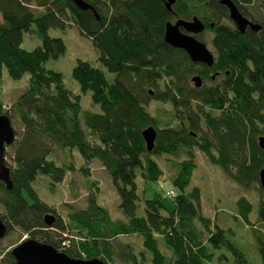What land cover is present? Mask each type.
Returning a JSON list of instances; mask_svg holds the SVG:
<instances>
[{
	"label": "trees",
	"instance_id": "16d2710c",
	"mask_svg": "<svg viewBox=\"0 0 264 264\" xmlns=\"http://www.w3.org/2000/svg\"><path fill=\"white\" fill-rule=\"evenodd\" d=\"M85 1L98 17L72 0H0V82L3 67L15 80L30 74L29 87L10 109L4 111L0 102V112L17 117L23 127L15 145V167L10 166L13 188L0 181V218L7 224V234L18 227L71 257H102L106 264L114 255L111 240L122 235L143 238L140 257L128 254L134 264H145L147 255L153 264H208L213 256L210 246L228 248L230 264H253L226 238V230L203 215L200 188L188 189L196 168L195 147L242 187L260 184L264 23L243 5L254 0H233L246 17L263 25L259 32L244 33L222 24L229 19V10L219 0H176L172 11L162 0ZM194 15L212 34L216 51L212 67L193 63L184 50L165 42L168 21ZM33 25L41 45L27 50L23 36ZM68 25L77 26L92 40L99 50L97 60L115 74L113 83L103 69L78 59L72 75L81 93H75L65 86L62 73L46 67L48 60L66 51L64 40L51 36L49 30ZM196 74L203 79L200 88L191 82ZM89 92L98 111L82 108V95ZM149 100L171 108L164 109L165 116H152L147 111ZM151 125L157 138L149 152L142 131ZM53 145L78 150L86 174H90L89 162L102 164L120 197L123 217L112 219L98 197L90 194L87 207L70 213L68 222L57 216L52 225L45 223L44 217L56 211L39 197L33 183L39 174L60 183L68 171L49 158ZM181 153L186 158L174 161L176 172L171 177L174 208L167 210L157 193L140 212L138 174L145 181H158L164 171L153 156ZM237 204L239 214L249 222L253 203L242 196ZM258 204L257 218L264 222L262 187ZM64 233L80 239L63 249ZM253 235L264 264V234L253 229ZM0 261L15 264L11 250Z\"/></svg>",
	"mask_w": 264,
	"mask_h": 264
},
{
	"label": "rangeland",
	"instance_id": "374dc122",
	"mask_svg": "<svg viewBox=\"0 0 264 264\" xmlns=\"http://www.w3.org/2000/svg\"><path fill=\"white\" fill-rule=\"evenodd\" d=\"M243 5L247 7V11L250 13L259 15V19H262L264 23V18H262L264 17V2L262 0H254L252 4L243 3ZM36 10L43 11L44 8H36ZM222 24L231 27L234 26L231 19H224ZM34 30L35 26L33 25L31 30L25 32L23 36L22 46L27 50H32L41 45V40ZM49 34L62 38L66 45V51L58 58L48 60L46 67L62 73L64 84L68 89L75 93H81L80 85L72 75L78 59L86 60L93 66L103 69L108 82L113 83L115 74L108 72L97 60L99 50L95 47L92 40L83 34L77 26L68 25L65 29L51 28ZM199 36L216 56V51L212 46V34L205 31ZM29 79L30 74L25 73L21 79L15 80L11 78L8 69L3 67L0 82V102L4 111L10 109L14 102L27 90L29 87ZM220 79H222V76H219ZM206 83L211 84L210 81H206ZM81 105L83 110L94 109L98 111L97 106L92 102L90 92L82 95ZM170 108V104L155 100H149L147 105L149 114L157 117L159 115L165 116L164 109ZM10 119L15 129L16 139L14 144L6 148L5 161L9 166L15 167L13 160L15 145L16 141L20 138L23 127L17 117ZM208 136L210 135L208 134ZM192 151L195 155L196 168L193 172L191 185L188 190L194 186L200 188V203L203 215L211 218L219 229L226 230V238L237 249L243 252L250 262L253 264H261V256L253 235V229H257L264 234V222L259 221L257 218L261 184H253L250 188L242 187L231 179L219 166L211 163L206 154L198 147H195ZM153 157L163 169L164 175L158 181H145L138 174L137 182L139 184V195L141 198V208L139 211L142 213L144 211L142 207H144L145 201L154 198L157 193L161 196V201L167 210L174 208L173 197L167 196L165 191L173 187L171 177L176 172L173 164L174 161L183 160L186 158V155L185 153H181L178 156L161 154ZM49 158L57 165L68 169L64 180L60 183L53 184L50 177L42 174H39L33 183V187L39 197L56 211V213L50 214L55 217L60 216L65 222H68V215L86 208L89 195L94 194L98 197L99 203L109 211L112 219L123 217L119 207L121 202L120 197L113 187L108 173L98 160H93L87 164L90 174H86L81 170V167L85 165V160L76 149L74 151L64 150L53 145ZM242 196H245L253 203L249 222H246L239 214L237 201ZM2 211L3 208L0 205V214ZM214 224L213 229L215 230ZM197 225L199 226L198 223ZM28 238L37 239L25 233L20 228L15 227L3 239H0V259L4 257L8 250H12ZM68 239L70 240L69 246H63V241ZM73 239L78 241L80 238L64 233L61 247L63 249L71 248ZM111 241L110 249L114 252V255L112 259H109V264H134L133 261L128 259V254L132 252L140 257V252L144 249L143 238L139 235H122L113 238ZM209 252L213 256L208 264H230L232 254L228 248H215L210 246ZM97 258L102 259V257ZM0 264H2L1 261ZM145 264H153L148 255Z\"/></svg>",
	"mask_w": 264,
	"mask_h": 264
},
{
	"label": "water",
	"instance_id": "95a60500",
	"mask_svg": "<svg viewBox=\"0 0 264 264\" xmlns=\"http://www.w3.org/2000/svg\"><path fill=\"white\" fill-rule=\"evenodd\" d=\"M81 10L95 9L85 0H72ZM219 2L228 8L229 18L234 22L240 32L244 33L249 27L255 32H259L263 25L253 22L245 17L239 10L233 0H219ZM176 0H164L165 7L172 11ZM95 15L98 17L97 13ZM214 23L211 24V27ZM205 23L196 15L191 19L177 18L174 21H168L165 25L164 39L165 42L174 48L184 50L193 63H199L212 67L216 56L207 47L206 43L198 38V35L205 31ZM217 75L212 74V79ZM191 82L194 87L200 88L203 85V79L199 74L192 76ZM146 149L150 152L154 149L157 138V130L154 126H148L142 131ZM16 139L15 129L12 126L11 119L8 115L0 113V181L7 189L13 188L11 179L10 166L5 161V151L8 146L14 144ZM258 144L264 149V135L258 137ZM260 184L264 188V168L259 173ZM56 217L48 213L44 221L52 225ZM8 232L6 222L0 218V239H3ZM15 258V264H106L100 258L81 259L69 256L67 253L58 250L51 244L41 242L34 238H28L19 243L11 250Z\"/></svg>",
	"mask_w": 264,
	"mask_h": 264
},
{
	"label": "built area",
	"instance_id": "2783aa9c",
	"mask_svg": "<svg viewBox=\"0 0 264 264\" xmlns=\"http://www.w3.org/2000/svg\"><path fill=\"white\" fill-rule=\"evenodd\" d=\"M161 186L163 187V184L161 183ZM165 194L169 197H174L176 195V191L173 188L166 189ZM70 240H65L63 241L62 245L63 246H69Z\"/></svg>",
	"mask_w": 264,
	"mask_h": 264
},
{
	"label": "flooded vegetation",
	"instance_id": "af4514ba",
	"mask_svg": "<svg viewBox=\"0 0 264 264\" xmlns=\"http://www.w3.org/2000/svg\"><path fill=\"white\" fill-rule=\"evenodd\" d=\"M163 2H164V0H162ZM239 8V7H238ZM240 10V9H239ZM241 12V11H240ZM242 13V12H241ZM243 14V13H242ZM244 15V14H243ZM245 16V15H244ZM246 17V16H245ZM249 20H251V21H253V22H257V21H254L253 19H251L250 17H247ZM177 19V18H176ZM230 19V18H229ZM233 22V21H232ZM258 23V22H257ZM233 24H234V22H233ZM233 27H235L236 29H238L237 28V26L234 24V26ZM248 29H250L251 30V28H247L246 30H245V32L248 30ZM239 30V29H238ZM205 32V31H204Z\"/></svg>",
	"mask_w": 264,
	"mask_h": 264
},
{
	"label": "bare ground",
	"instance_id": "6f19581e",
	"mask_svg": "<svg viewBox=\"0 0 264 264\" xmlns=\"http://www.w3.org/2000/svg\"><path fill=\"white\" fill-rule=\"evenodd\" d=\"M260 180V179H259ZM95 258H97V257H95Z\"/></svg>",
	"mask_w": 264,
	"mask_h": 264
}]
</instances>
